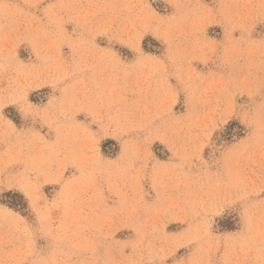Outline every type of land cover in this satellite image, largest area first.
<instances>
[{"label": "rangeland", "instance_id": "1", "mask_svg": "<svg viewBox=\"0 0 264 264\" xmlns=\"http://www.w3.org/2000/svg\"><path fill=\"white\" fill-rule=\"evenodd\" d=\"M0 264H264V0H0Z\"/></svg>", "mask_w": 264, "mask_h": 264}]
</instances>
